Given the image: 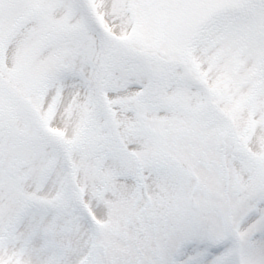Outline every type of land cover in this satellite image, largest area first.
<instances>
[{
    "label": "snow or ice",
    "instance_id": "6c2138e0",
    "mask_svg": "<svg viewBox=\"0 0 264 264\" xmlns=\"http://www.w3.org/2000/svg\"><path fill=\"white\" fill-rule=\"evenodd\" d=\"M0 264H264V0H0Z\"/></svg>",
    "mask_w": 264,
    "mask_h": 264
}]
</instances>
